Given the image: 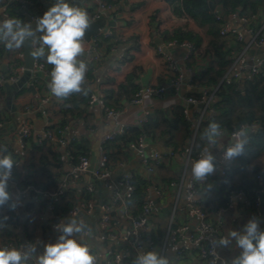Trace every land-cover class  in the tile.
Here are the masks:
<instances>
[{
  "label": "crops",
  "instance_id": "crops-1",
  "mask_svg": "<svg viewBox=\"0 0 264 264\" xmlns=\"http://www.w3.org/2000/svg\"><path fill=\"white\" fill-rule=\"evenodd\" d=\"M19 7L12 15L9 13L4 0H0V21L5 18L17 17L23 19L25 14H29L32 19L35 10L25 9L21 0ZM33 5L36 12H42L51 0H23ZM101 0H67L70 4L86 9L96 6ZM110 11L102 15V30H111L113 37L104 40L99 48L101 59L95 63L97 68L93 73V80L90 81L88 91L92 98L106 100V105L114 109H124L117 118H108L106 112L98 103L90 101L81 103L79 109L74 106H61L50 92L48 87L51 71L48 65L45 69L35 70L31 76L25 77L23 69V50H8L2 43L0 51V110L4 115L2 124L3 132L0 134V154L11 153L17 164V171L21 174L20 181L24 177L30 176L31 180L41 184H48V189L55 192V186L49 183L50 179H56V186L63 187V193L67 192L62 203L71 201L73 206L67 215L61 219L67 222L72 218L85 221L88 226L82 234L84 239L95 249L106 254V261L110 254H120L123 258L120 264L130 255V249L122 242H115L109 236L101 223L102 205H112L113 221L117 233H124L130 229L131 217L134 207L130 209L126 204H114L115 191L121 195L125 193L124 188L118 187L117 183L125 174H132L134 177H142L150 180L148 195L155 206V212L150 218L147 229L140 231V241L143 244V251L156 249L161 254L170 259V264H213L207 259L200 257L196 249L182 241L178 244L166 242V231L170 224L188 225L193 230L198 224V219L189 218L185 212L186 197L185 185L191 178V165H186V153L164 156L171 152V147L166 145V141L171 137L181 141V129L172 127L174 113L178 108L184 109L187 121L195 122L198 118L200 106L187 103L188 97L199 93L203 87L190 85V81L205 72L212 63V57L208 53L210 36L207 29L199 26L188 16L177 15L170 0H116ZM22 9L23 12H20ZM216 13L221 16L231 29L242 32L246 23L238 17L226 16L220 7H216ZM90 13V12H89ZM22 20V21H23ZM258 27L255 23V32L262 30L264 36V17ZM254 23L251 21V24ZM179 32L189 33L200 37L201 42L198 50L190 55L187 48L175 46L165 48L163 51L159 47L165 46L171 37ZM253 37L244 36L243 48L251 45ZM162 41L157 45L156 42ZM85 54L83 60H87L94 55L91 44L86 41ZM247 58L264 59V46L251 45L246 50ZM43 59V58H42ZM45 64L47 63L46 60ZM40 62V59L37 60ZM44 63V62H43ZM37 73L38 77H33ZM10 75V79L8 78ZM182 77V84L178 89L170 86V81ZM10 83L9 88L5 83ZM22 84V89L18 86ZM146 86H165L166 94L163 98H148L142 106L129 104L130 96L134 95L140 88ZM32 87V88H31ZM124 87V90H120ZM20 88V91H19ZM113 92V99L110 96ZM11 96V98H9ZM128 96V97H127ZM48 98L47 103L43 100ZM118 100V101H116ZM118 102V103H116ZM109 103V104H108ZM117 107V108H115ZM72 109L73 113L69 110ZM66 110V111H65ZM46 111L47 115L43 112ZM197 117V118H196ZM145 120L147 136L145 154L137 150L119 152L117 149H110L111 175L109 180L95 177L91 172L80 173L77 178L72 175L74 169L82 156L88 157L91 169L97 168L101 157L100 148L107 135L116 133L117 136L123 134L122 130L132 127H140V121ZM62 121H66L67 135L70 140L67 146H61L54 141L39 142L48 128L59 126ZM29 127L30 136L22 146L19 141L22 130ZM171 131L170 134L165 132ZM229 140L223 137L222 143L226 146ZM116 143L110 142L107 146L113 147ZM222 148L212 150V155L220 157ZM161 155L160 162L155 165L154 156ZM45 157L44 163L40 161ZM151 160L153 171L148 170L144 159ZM117 158V159H114ZM261 167L264 171V158L253 163ZM264 175V172L262 173ZM184 177L183 189L179 192V185L171 186L172 183H179ZM172 179L170 183L163 180ZM19 181V183H20ZM112 183L113 187H109ZM13 187L10 184V191L16 194L19 206L18 215L9 219L4 229H0V248L7 243L22 246L26 243L40 241L37 246V254L44 251L43 245L55 243L60 233L55 231L57 222H53V211L49 210L43 198L28 194L25 197L18 195L16 189L20 184ZM212 184H210L211 186ZM91 187L92 191H88ZM196 200L201 201L212 197L211 193L204 195V191L199 189ZM91 198L87 199L86 196ZM61 199V198H60ZM59 199V203H60ZM91 200L95 209L91 213L80 211L76 215L71 211L80 206L83 202ZM233 201L230 207L222 211V232L226 236L229 230L242 231L244 225L251 219L259 220L261 230H264V197H261L259 210L255 208L245 211L241 216ZM51 201V200H50ZM53 202V200H52ZM170 208V213L161 217L163 209ZM8 207L0 208V215H9L13 211H7ZM238 218V219H237ZM60 221V220H59ZM80 239V236L74 237ZM241 249L235 246V241L228 247L226 258L222 264H231V260L239 256ZM219 260V259H218ZM218 263V261H217ZM216 263V264H217Z\"/></svg>",
  "mask_w": 264,
  "mask_h": 264
},
{
  "label": "trees",
  "instance_id": "trees-1",
  "mask_svg": "<svg viewBox=\"0 0 264 264\" xmlns=\"http://www.w3.org/2000/svg\"><path fill=\"white\" fill-rule=\"evenodd\" d=\"M105 1L112 7L117 5L116 0ZM210 2L214 3L216 7H220L226 16L236 15L238 18L252 19L254 22L251 24L253 31L261 25L260 21L262 17H264V0H170L172 8L177 15L190 17L199 26L206 28L207 34L211 37L207 51L212 57V63L205 72H201L198 76L193 78L192 84L210 90H217L216 98L211 104L215 114L209 120L202 121L200 126L195 129L193 122L186 120L184 109L178 108L174 113L175 118L172 127L174 129H181V141L179 142L173 137H170L165 143L168 147L172 148L170 149L171 152L178 154L186 153L188 148L191 147V158H196L203 147L206 146L205 142L200 139V133L207 127L209 122L213 120L220 122L227 130L224 137L229 136V134H231L242 122L255 124L257 128L250 136V143L247 146L245 155L236 159L237 165L225 177H220L216 174L210 176V184L212 185L209 193L212 194V197H207L200 203L202 209L211 216L216 211H220L228 206L233 192L242 190L245 193V200H239L236 203V209L239 216H241L247 210L254 211L256 199L261 188V184L256 178L264 172L261 167L253 164L255 161L264 158V71L251 79L245 77L238 81H233L230 84L222 82V78L228 68L232 65L237 55L243 50V45L242 42L238 41L235 37H226L220 34L225 22L216 11L211 10ZM3 5L7 7L9 13L12 15L20 4L18 1L4 0ZM89 9H92L89 11L90 13L88 12L91 16L95 13L96 6L90 7ZM21 20L23 19L21 18ZM255 23H257L256 25H258V27L255 26ZM170 40L179 43H191L196 50H198L201 42L200 37L183 32L177 33L174 37H171L169 41ZM0 51H2L1 46ZM44 60L46 59H40V62H44V66L48 65L51 71L53 66L47 63L45 64ZM96 68L97 64H88L85 83L87 89L90 81L93 80V73ZM120 90H124V87H120ZM110 96L112 97L110 99H113V92H110ZM192 96L199 99L201 93H195ZM132 97L133 95L127 100H130ZM91 98L92 96L89 91L87 96L73 94L68 99L61 101V106L65 107L72 104L74 109H79L81 103L88 102ZM104 101L106 103V100ZM67 110L73 113L72 109ZM65 122L62 121L59 126H53L52 128L62 129L66 125ZM0 123H4V115L1 110ZM170 133L171 131L165 132V134ZM147 135L146 124L144 123L142 127L126 129L123 134L117 136L114 141H111L112 143L116 141L113 147L107 146L110 142L106 143L104 150L109 157L108 170L112 167L110 163L111 154H109L111 148L117 149L121 153L130 151V145L132 143H136L140 137H146ZM169 155L168 152L164 156ZM44 159L45 157L40 159L42 162L41 164L44 163ZM16 171L17 168L13 170V173L15 174ZM30 178V176L26 175L19 184L24 186L32 185L42 191L52 192L48 189V184H41L37 181H32ZM163 181L166 183L165 185H167L172 179ZM131 182L134 185V192L131 198L127 200L126 205L129 209L134 207L132 215L133 217H138L143 212V207L147 201L148 188L151 184L150 180L146 178L134 176ZM49 183L55 186V190L53 191L59 189V187L56 186V179H50ZM198 188L201 189V191H205L204 185L201 183L198 184ZM66 195L67 192H64L61 196L60 203H55L53 222H59V220L67 215V212L73 206L71 201L62 203ZM86 198L90 199L91 196L87 195ZM50 200H44L47 207L52 203V199ZM5 214L3 213L0 216ZM9 215L10 219L15 218L12 213ZM136 255V252L130 251V255L123 261V264H132Z\"/></svg>",
  "mask_w": 264,
  "mask_h": 264
},
{
  "label": "clouds",
  "instance_id": "clouds-1",
  "mask_svg": "<svg viewBox=\"0 0 264 264\" xmlns=\"http://www.w3.org/2000/svg\"><path fill=\"white\" fill-rule=\"evenodd\" d=\"M92 23L86 9L67 0H55L42 18H35L34 25L17 17L0 21V43L8 50H15L30 41L33 48L30 55L34 59H46L47 64L53 66L48 87L58 101L73 94L87 96L88 65L82 57L86 51V32ZM255 128L254 124L240 123L231 133L232 139L227 147L222 143L227 130L220 122H209L200 133V139L206 146L192 163L190 174L204 185V195L211 190L207 184L208 177L217 170V158L212 155V150L221 147L222 160L231 163L245 155ZM19 166L11 153L0 154V208L7 206L9 211H15L19 206L9 183L13 170ZM8 219L7 215L0 216V229L6 227ZM87 227L83 220L72 218L65 222L64 219L55 226V231L60 233L57 241L44 244L42 254H37L40 241L23 244L20 248L2 247L0 264H105L106 254L91 246L82 235ZM78 235L80 239L74 238ZM233 241L241 252L231 260V264H264V230H261L259 220H249L242 231L229 230L214 244L218 248H227ZM132 264H170V259L153 249L138 252Z\"/></svg>",
  "mask_w": 264,
  "mask_h": 264
},
{
  "label": "built area",
  "instance_id": "built-area-1",
  "mask_svg": "<svg viewBox=\"0 0 264 264\" xmlns=\"http://www.w3.org/2000/svg\"><path fill=\"white\" fill-rule=\"evenodd\" d=\"M113 7L109 5L105 0H101L97 3V9L93 15H91V19L93 22L97 20H101V17L106 12L110 11ZM232 17H237L236 15H232ZM244 23H246L245 29L240 32L231 29L227 24H225L220 32L222 36L226 37H235L238 41L242 42L244 40V33L249 34L253 37L251 45L255 46H264V36L262 35V30L255 32L250 26L252 19L240 18ZM113 37L111 30H102L100 29L98 34L94 36L90 42L91 48L94 51V55L84 60L85 63L88 64H95L101 59V55L99 53V48L103 40H107ZM249 45V46H251ZM175 46H181L187 48L190 55H193L197 52L196 48L188 42L179 43L177 41L168 42L165 46L159 47L160 51H163L165 48H171ZM243 48V50L237 55L232 65L228 68L227 72L225 73L224 77L222 78V82L226 84H230L233 81H238L242 78H249L251 79L254 76L262 73L264 71V59H254V58H247L246 50L249 48ZM45 66L43 63L36 62L35 70H44ZM14 79V78H10ZM193 79L190 81V85L192 84ZM182 84V77L178 76L175 79L170 81V86L178 89ZM216 90H210L207 88H202L200 90L201 97H188L187 103L192 105L200 106V110L198 111V119L194 124L195 129H197L202 121L209 120L214 114V110L211 107L212 102L216 98ZM166 94V87L165 86H146L144 88H140L130 99L129 104L133 106H142L148 98H163ZM48 98L43 100V103L48 102ZM90 103H98L106 112V116L108 118H117L122 113H124V109H114L110 108L106 105L105 101L102 99L91 98ZM44 115H47V112H43ZM145 123V120L140 121V127ZM255 125V124H254ZM2 124L0 123V128H2ZM256 126V125H255ZM257 128V126H256ZM255 128V129H256ZM125 130H122L120 133H124ZM30 136V129L29 127H25L21 135L19 137V141L21 142L22 146H24L25 141ZM117 137L116 133H112L107 135L104 139L103 145L100 148L101 157L98 162L97 168L91 169L90 160L86 156H82L79 158V163L74 169L73 177L77 178L80 173H87L91 172L95 177L102 178L109 180L111 172L108 170L107 166L109 163V157L107 152L104 150V146L106 143L114 141ZM39 142L42 143L44 141H54L59 143L61 146H67L70 142L68 135H67V127L65 126L62 129L56 128H48L43 137L39 138ZM229 142L232 139L231 134L227 136ZM225 147L228 146V143ZM146 148V137H140L136 143H132L130 145V149L137 150L139 153L145 154ZM174 153H170L173 155ZM222 153L220 157L217 158V170L215 172L216 175L220 177H225L236 165V159L231 163H226L222 160ZM199 158V155L196 158H191V147L189 148L188 152L186 153V165L189 163H193L196 159ZM161 155L156 154L154 156V163L157 165L160 162ZM145 164L148 166V170L150 172L153 171L154 167L152 166V161L144 159ZM14 177V173L12 178ZM133 175L132 174H125L123 178L117 183L118 187L124 188L125 193L121 195L118 191H115V199L114 204H126L127 200L131 198L134 192V185L132 184ZM257 181L260 182L261 188L259 191V195L256 199L255 208L257 211L259 210L261 197L264 196V176L258 175ZM11 181L9 182L11 184ZM184 177L181 179L179 183H172L171 186L179 185V192L183 189ZM200 182L195 181L192 177L185 185V197H186V206L185 212L189 218H196L198 219V224L196 227L191 230L189 229L188 225H174L170 224L169 228L166 231V242L171 244H178L182 241H186L188 244L193 246L200 257L203 259H207L210 263L216 264L219 255L217 253V246L214 244V241H218L220 238L225 236L222 232V210L216 211L211 216L208 215L200 206V201L196 200L199 195V188L198 184ZM211 183L210 176L208 177L207 184ZM109 187H113L112 183L108 182ZM63 187H59V189L55 192H48L42 191L33 187L32 185H21L16 189L17 193L21 197H25L28 194H33L35 196H40L43 198H51L53 202L49 205V210L54 211L55 203L59 201L63 194ZM88 191H92V188L89 187ZM245 197V193L242 190L237 192H233L231 196V201L227 207H230L233 204L234 200L241 199ZM95 205L91 200H87L83 202L80 206L74 208L71 211V214L76 215L80 211H86L91 213L94 211ZM113 209L114 206L112 205H102L100 207L101 210V223L105 230L108 232V236L115 242H122L127 245L130 251L133 252H140L143 251V244L140 241V231L145 230L148 228L150 223V218L155 212V206L153 202L150 200L149 195L147 196V201L143 207V212L138 217H131V226L130 229L124 233H117L115 230V222L113 221ZM12 215H18V209L16 208L15 211L12 212ZM10 219V215H7ZM8 219V220H9ZM59 222L56 223L59 224ZM55 225V226H56ZM54 226V227H55ZM2 247H16L20 248L21 246L14 245L13 243H7ZM123 258L120 254L114 253L110 254L107 260V264H120Z\"/></svg>",
  "mask_w": 264,
  "mask_h": 264
},
{
  "label": "water",
  "instance_id": "water-1",
  "mask_svg": "<svg viewBox=\"0 0 264 264\" xmlns=\"http://www.w3.org/2000/svg\"><path fill=\"white\" fill-rule=\"evenodd\" d=\"M21 3H22V5H23V7L25 9L32 8V9L35 10L36 14L34 16V19H32L29 14H25V13L23 14L25 19H26V22H32L33 25H34V22H35V18H42L43 14L48 10V9H44L42 12L37 13L36 9H35V7L33 5H30V4L26 3V2H24L23 0H21ZM54 3H55V0H51V2L48 3L47 7L50 8ZM209 4H210V7H211V10L214 11L215 8H216V5L214 3H212V2H210ZM20 12H23L22 9H21ZM102 26H103L102 20H97V21L93 22L91 27H90V29L86 32L85 40L90 43L92 38L98 34V32H99L100 28H102ZM156 44L160 45V44H162V41L160 40L159 42H156ZM22 50H23V69L25 70L24 75H25V77H28V76L32 75L31 72L35 71V64H36L38 59H34L30 55L31 51L33 50L30 41L22 46ZM38 75L39 74L35 73L33 75V77H38ZM8 78H10V75H8ZM4 86L9 88L10 83L6 82L4 84ZM18 86L21 89L23 87V85L21 83ZM20 88H19V91H20ZM9 98H11V96ZM2 132L3 131L0 130V134ZM20 178H21V174L20 173L16 174L12 178L13 187H15V185L19 183Z\"/></svg>",
  "mask_w": 264,
  "mask_h": 264
},
{
  "label": "rangeland",
  "instance_id": "rangeland-1",
  "mask_svg": "<svg viewBox=\"0 0 264 264\" xmlns=\"http://www.w3.org/2000/svg\"><path fill=\"white\" fill-rule=\"evenodd\" d=\"M243 34H244V36L249 35V34L244 33V32H243ZM262 197H264V196H262ZM169 213H170V208L163 209L161 217L163 218L164 216H166ZM227 251H228V247L227 248H217V253L219 255V260H218L217 264H222V260L224 258H226L225 255H227Z\"/></svg>",
  "mask_w": 264,
  "mask_h": 264
}]
</instances>
